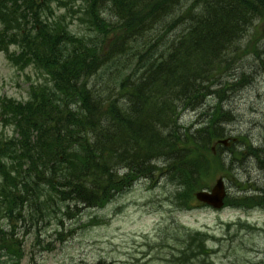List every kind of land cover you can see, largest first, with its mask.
I'll list each match as a JSON object with an SVG mask.
<instances>
[{
  "label": "trees",
  "instance_id": "16d2710c",
  "mask_svg": "<svg viewBox=\"0 0 264 264\" xmlns=\"http://www.w3.org/2000/svg\"><path fill=\"white\" fill-rule=\"evenodd\" d=\"M81 1L75 7L61 0H0V51L15 46L7 56L13 66L32 67L45 78L30 86L26 102L0 98V126L15 136L0 137V260L11 264L22 258V243L12 235L27 211L55 216L70 215L71 205L100 209L139 178L161 171L179 189L174 199L189 209L199 181L212 167L224 168L225 159L209 151L224 131L210 116L203 129L171 138L172 132L161 131L171 126L165 113L178 102L189 108L204 83L211 86L220 71L230 70L229 53L247 33L255 29L251 38L264 40V0H194L184 9L186 0ZM52 2L67 8L71 19L82 13L78 20L97 39L70 33L66 16L53 18ZM180 7L179 24L188 26L167 44L163 39L176 27L168 18ZM105 9L116 23L101 17ZM249 19L253 25L245 33ZM95 76H105L124 99L99 91L91 84ZM233 80L235 88L243 87ZM253 156L264 166V151ZM255 198L264 203L263 195ZM189 237L200 241L196 252L192 246L181 251L182 264L204 252V236Z\"/></svg>",
  "mask_w": 264,
  "mask_h": 264
},
{
  "label": "rangeland",
  "instance_id": "374dc122",
  "mask_svg": "<svg viewBox=\"0 0 264 264\" xmlns=\"http://www.w3.org/2000/svg\"><path fill=\"white\" fill-rule=\"evenodd\" d=\"M61 1L67 2L68 6L79 5L78 0ZM192 1H182L184 5L181 7L184 9ZM51 7L54 18L67 14V20L71 19L67 8H60L56 2ZM181 7L175 11L173 18L183 13ZM101 17L110 24L117 20L107 9ZM70 21L72 34L85 36L92 42L97 39V33H88L85 25L78 20L74 18ZM183 29L184 26L176 27L168 34L170 36L163 39L164 42H171ZM253 31L240 40L241 44L236 49L239 50L238 62H231L230 70L225 74L220 71L211 81V86L202 85L205 92L202 95L199 90V106L192 109L183 106V102L175 103L174 112L165 113L168 117L165 121L171 126L161 128L165 134L172 132L171 138L183 140L187 129L191 133L192 129L207 122L209 109H214L216 104L214 93L223 89L224 96L228 97L224 111H229L233 118L230 124H224L226 138L223 139H237V143L231 145L235 153L231 155L220 147L219 153L225 158L224 168L212 167L208 177L199 181L195 191L205 185L207 189L212 187L222 177L227 196L235 204L213 210L194 203L189 210L180 209L172 200L179 189L169 183L165 173H156L147 181L139 178L128 190L111 198L103 209H87L82 205L76 209L71 205L70 215L61 211H57L55 216L25 212L18 220L13 235L22 243L23 260L20 264H180L173 261V256H180L184 242L189 239L187 235L196 232L203 233L208 239L207 246L203 253L195 254L185 264H264V205L252 204V200L245 197L264 195V171L251 156L237 158L246 151V147L250 152L252 148L264 149V67L256 60L253 50L256 43L264 41L257 35L251 40ZM24 71L17 70L7 61L4 53H0L1 97L19 102L29 98L30 84L42 79L32 69ZM237 73L248 77V86L237 90L234 86L226 88L225 82H232L231 76ZM98 76L92 78V85L119 101L124 99L121 92L115 94L113 83H107L105 76ZM208 90L213 93L212 96ZM172 128L176 131H171ZM0 137H15L13 129L0 126ZM154 165L162 166L157 162ZM238 197L248 200L244 208L235 207ZM35 216L39 219L36 222L31 220ZM94 220L96 222L92 225ZM192 251L196 252V249L192 248ZM0 264L11 263L1 258Z\"/></svg>",
  "mask_w": 264,
  "mask_h": 264
},
{
  "label": "bare ground",
  "instance_id": "6f19581e",
  "mask_svg": "<svg viewBox=\"0 0 264 264\" xmlns=\"http://www.w3.org/2000/svg\"><path fill=\"white\" fill-rule=\"evenodd\" d=\"M196 13H197V11H196ZM169 18H168V20L171 23L170 26L173 23H176V27L184 26V29L187 28V26H188V22L185 21V20L181 21L183 24H179L180 23V21H179L180 19H178L177 16L174 19H173L172 16H171L172 19H169ZM243 24H244V22H243ZM252 25H253V20L249 19V21H247L245 27H243L242 31L246 33L248 31V29H250L252 27ZM234 44L235 43L233 42V45ZM256 60L264 67V53L261 54L260 56H258ZM231 77L236 78L238 80H242L243 81L242 82V85H243L242 88H245V87L248 86V82L246 81V78H248V77L246 75H238V73H237V74H234ZM204 92H205V90H201V94L202 95L204 94ZM198 99H199V96H198V98H194L193 100H191V104L188 105V106L191 107L192 109H196L199 106V104L201 103V101L199 102ZM226 99H228V97L224 96V98H222L220 100V107L218 109H209L210 116H214V117L216 116L217 117V119L219 120L218 126L221 127L222 129L225 127V125H228V124H230L233 121V118L230 116L229 111H224V103L226 102ZM220 115H221V117H220ZM203 127H204V124L200 125L199 128H197L195 130L192 129L191 130L192 131L191 134H193L196 130L203 129ZM260 168L264 171V166H262Z\"/></svg>",
  "mask_w": 264,
  "mask_h": 264
},
{
  "label": "water",
  "instance_id": "95a60500",
  "mask_svg": "<svg viewBox=\"0 0 264 264\" xmlns=\"http://www.w3.org/2000/svg\"><path fill=\"white\" fill-rule=\"evenodd\" d=\"M197 199L201 202L207 203L213 207L219 208L222 206V199L224 197L223 186L221 180H219L215 188L211 191V194L199 193L196 195Z\"/></svg>",
  "mask_w": 264,
  "mask_h": 264
}]
</instances>
